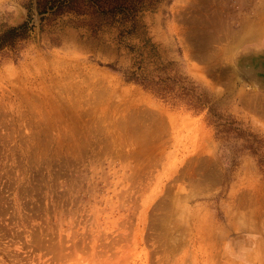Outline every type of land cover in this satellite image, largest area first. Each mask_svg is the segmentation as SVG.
<instances>
[{"label": "rangeland", "instance_id": "374dc122", "mask_svg": "<svg viewBox=\"0 0 264 264\" xmlns=\"http://www.w3.org/2000/svg\"><path fill=\"white\" fill-rule=\"evenodd\" d=\"M148 1L123 37L66 25L55 45L36 16L0 64V264H264V174L217 135L229 119L264 139V0ZM23 3L0 0V24ZM139 61L209 103L108 66Z\"/></svg>", "mask_w": 264, "mask_h": 264}, {"label": "trees", "instance_id": "16d2710c", "mask_svg": "<svg viewBox=\"0 0 264 264\" xmlns=\"http://www.w3.org/2000/svg\"><path fill=\"white\" fill-rule=\"evenodd\" d=\"M23 4L27 9V18L22 23L14 26L0 24V64L9 59L18 60L26 47L36 40V16L40 19L38 33L56 45L60 43V33L66 25L87 28L91 36L97 39H100L107 27L118 21L123 25L121 37L123 33L126 35L139 33L141 26L139 13L157 6L156 2L148 0H24ZM67 12H72V15L64 19ZM145 40V43L149 42ZM108 66L121 70L128 81L140 83L162 97L182 99L181 97L185 96L191 100L196 99L202 105L209 103L207 99L195 96L192 88L183 85L175 89L180 80L176 76L155 81L148 76L140 61L138 65L124 69L115 65ZM209 110L216 121L220 120L214 113L212 105L209 106ZM222 120V123H217V135L224 140L231 138L243 140L242 145L256 156L259 169L264 174V139H259L258 135L251 131L242 130L229 119Z\"/></svg>", "mask_w": 264, "mask_h": 264}]
</instances>
